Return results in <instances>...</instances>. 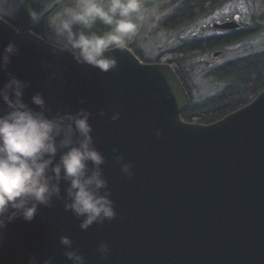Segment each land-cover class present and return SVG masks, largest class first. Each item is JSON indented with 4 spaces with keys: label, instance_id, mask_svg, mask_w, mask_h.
Wrapping results in <instances>:
<instances>
[{
    "label": "water",
    "instance_id": "1",
    "mask_svg": "<svg viewBox=\"0 0 264 264\" xmlns=\"http://www.w3.org/2000/svg\"><path fill=\"white\" fill-rule=\"evenodd\" d=\"M11 41L20 55L8 71L30 82L26 102L41 92L53 112L86 107L93 114L117 215L82 231L56 201L33 222L8 226L0 264H27L31 256L41 264L49 257L71 264L60 244L65 235L87 264H264V91L218 122L187 123L181 115L190 97L170 64L143 63L126 46L113 50L118 68L104 74L78 65L33 31L17 34L0 16V52ZM51 71L59 78L50 80ZM6 80L0 72V85ZM116 112L120 119L111 121ZM116 155L133 165L132 178ZM103 243L111 250L106 260L98 251Z\"/></svg>",
    "mask_w": 264,
    "mask_h": 264
},
{
    "label": "clouds",
    "instance_id": "2",
    "mask_svg": "<svg viewBox=\"0 0 264 264\" xmlns=\"http://www.w3.org/2000/svg\"><path fill=\"white\" fill-rule=\"evenodd\" d=\"M148 12L143 0H71L49 26L57 50L71 55L78 65L108 74L119 64L113 50L127 46ZM18 55L20 49L14 41L0 52V72L7 75L0 85V249L10 224L18 220L31 223L42 208L52 209L56 201L80 220L82 231L110 222L117 215L103 171L106 159L95 145L90 122L93 114L86 107L75 112H53L41 92H35L26 102L30 82L8 71ZM58 78L56 71L50 72V80ZM86 103V99L80 100L81 105ZM99 116L106 113L101 111ZM110 119L119 120L120 113ZM160 136L157 131L156 137ZM115 160L121 172L132 178L133 165L126 163L123 155H116ZM60 244L71 264H87L69 236H61ZM98 251L106 260L111 250L103 243ZM27 264L41 261L31 256ZM42 264H54V259L49 257Z\"/></svg>",
    "mask_w": 264,
    "mask_h": 264
},
{
    "label": "trees",
    "instance_id": "3",
    "mask_svg": "<svg viewBox=\"0 0 264 264\" xmlns=\"http://www.w3.org/2000/svg\"><path fill=\"white\" fill-rule=\"evenodd\" d=\"M69 2L71 0H0V16L8 20L16 30L33 31L56 45L55 34L50 29L49 22ZM221 3L222 0H182L154 24L151 33L166 36L192 28L193 24L213 12ZM5 6L12 8L10 16L3 13ZM248 33L221 31V34L214 36L189 33L188 36L177 39L169 50L158 53L153 60L147 59L129 42L127 47L143 63L170 64L190 97V103L181 115L183 121L210 125L245 107L264 91V51L240 56L219 65H210L205 61L215 52L224 53ZM196 77L213 87V91L199 100L192 99L190 90V82Z\"/></svg>",
    "mask_w": 264,
    "mask_h": 264
},
{
    "label": "rangeland",
    "instance_id": "4",
    "mask_svg": "<svg viewBox=\"0 0 264 264\" xmlns=\"http://www.w3.org/2000/svg\"><path fill=\"white\" fill-rule=\"evenodd\" d=\"M2 1L5 2V0ZM181 1L143 0L149 10L147 18L128 42L142 52L147 59H155L158 53L169 50L175 45L177 39L184 38L189 33L204 36L221 34V30L214 29L212 25L221 23L226 18H230L238 24L241 23L243 27L246 26V30L249 33L242 37L240 42L228 47L224 53L214 56L215 53H218L215 52L207 57L205 61L208 64L219 65L240 56L264 51V29L262 28L264 26V0H235L227 5H219L213 12L203 16L193 24L192 28L173 32L166 36L152 34L151 30L154 28V24L170 13L173 7ZM3 13L10 16L12 8L9 9L5 6ZM259 23L263 25L260 27ZM190 90L192 99L199 100L210 91H213V87L202 80V78L196 77L190 82Z\"/></svg>",
    "mask_w": 264,
    "mask_h": 264
},
{
    "label": "flooded vegetation",
    "instance_id": "5",
    "mask_svg": "<svg viewBox=\"0 0 264 264\" xmlns=\"http://www.w3.org/2000/svg\"><path fill=\"white\" fill-rule=\"evenodd\" d=\"M232 1H235V0H222L221 5H223V4L227 5V4L231 3ZM227 21H233V20L230 19V18H226L221 23H224V22H227ZM246 28H247L246 26L243 27V25L241 23H239V27L237 29H235V30H222V29H217V30L226 31V32H232V31H235V32H245V31H247Z\"/></svg>",
    "mask_w": 264,
    "mask_h": 264
}]
</instances>
